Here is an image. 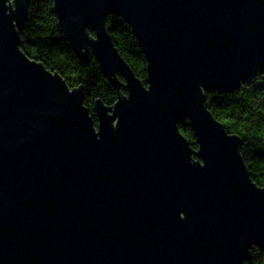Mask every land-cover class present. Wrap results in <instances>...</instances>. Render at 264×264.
<instances>
[{"label": "water", "instance_id": "1", "mask_svg": "<svg viewBox=\"0 0 264 264\" xmlns=\"http://www.w3.org/2000/svg\"><path fill=\"white\" fill-rule=\"evenodd\" d=\"M13 1L0 0V264H245L252 246L264 253V188L241 137L206 106V92L264 75V0H53L75 54H92L118 92L112 107L96 101L97 125L82 88L21 50L30 0ZM109 15L132 28L147 85Z\"/></svg>", "mask_w": 264, "mask_h": 264}, {"label": "trees", "instance_id": "2", "mask_svg": "<svg viewBox=\"0 0 264 264\" xmlns=\"http://www.w3.org/2000/svg\"><path fill=\"white\" fill-rule=\"evenodd\" d=\"M106 26L123 59L147 85V61L132 28L115 15L107 16ZM89 32L94 36L92 30L89 29ZM19 34L21 50L29 58L41 62L49 71L59 73L71 89H83L84 105L97 125L96 101L101 100L112 107L117 102L118 92L92 54L87 63L75 54L60 27L54 1L30 0L28 19ZM121 93L126 94L123 89ZM206 98V106L213 116L225 125L229 133L241 137V154L251 178L257 186L264 188V75L233 92H206ZM179 129L190 146L198 150L197 140L187 119L179 123ZM250 250L251 260L245 264H264V253L256 246Z\"/></svg>", "mask_w": 264, "mask_h": 264}, {"label": "rangeland", "instance_id": "3", "mask_svg": "<svg viewBox=\"0 0 264 264\" xmlns=\"http://www.w3.org/2000/svg\"><path fill=\"white\" fill-rule=\"evenodd\" d=\"M11 6L15 7V3L13 0H11Z\"/></svg>", "mask_w": 264, "mask_h": 264}]
</instances>
